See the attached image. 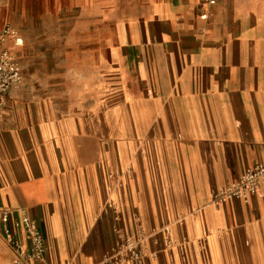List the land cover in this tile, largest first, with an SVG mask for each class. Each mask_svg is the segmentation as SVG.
I'll return each instance as SVG.
<instances>
[{
  "label": "crops",
  "instance_id": "1",
  "mask_svg": "<svg viewBox=\"0 0 264 264\" xmlns=\"http://www.w3.org/2000/svg\"><path fill=\"white\" fill-rule=\"evenodd\" d=\"M130 4L64 93L2 97L0 214L39 225L46 264L100 263L115 226L143 264H264V188L211 200L264 165V0Z\"/></svg>",
  "mask_w": 264,
  "mask_h": 264
},
{
  "label": "rangeland",
  "instance_id": "2",
  "mask_svg": "<svg viewBox=\"0 0 264 264\" xmlns=\"http://www.w3.org/2000/svg\"><path fill=\"white\" fill-rule=\"evenodd\" d=\"M138 2L139 0H0V29L7 24L23 39V47L17 50L22 68V83L11 91L40 97L64 93L67 87V65L80 60L78 52L81 51L83 72L90 73V52L97 44L93 40L98 37L101 45L113 28L106 20L107 16L116 17L124 11L129 16V4L134 7L132 3ZM68 88L74 87L69 85ZM118 230L121 231L115 226L112 231L116 237ZM68 234L73 246V226H68ZM1 242L0 264H4L9 261L6 254L10 248L4 238ZM116 242L117 239L109 246L103 259L116 247Z\"/></svg>",
  "mask_w": 264,
  "mask_h": 264
},
{
  "label": "built area",
  "instance_id": "3",
  "mask_svg": "<svg viewBox=\"0 0 264 264\" xmlns=\"http://www.w3.org/2000/svg\"><path fill=\"white\" fill-rule=\"evenodd\" d=\"M216 0H205L212 6ZM202 15L201 19H206ZM23 47L20 34L7 24L0 29V102L3 96L22 83V68L17 50ZM264 188V165H254L224 188L214 191L216 206L233 201L248 203ZM2 236L13 257L4 264H46L45 242L39 225L23 211H3L0 214ZM137 239L117 231L116 247L98 264H143Z\"/></svg>",
  "mask_w": 264,
  "mask_h": 264
}]
</instances>
